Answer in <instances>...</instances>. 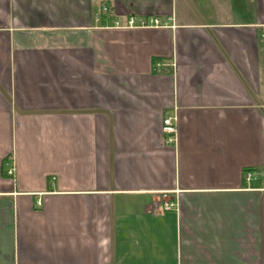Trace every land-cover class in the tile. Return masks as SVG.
Returning <instances> with one entry per match:
<instances>
[{
  "label": "crops",
  "instance_id": "0c3cea01",
  "mask_svg": "<svg viewBox=\"0 0 264 264\" xmlns=\"http://www.w3.org/2000/svg\"><path fill=\"white\" fill-rule=\"evenodd\" d=\"M247 169L264 0H0V264H264Z\"/></svg>",
  "mask_w": 264,
  "mask_h": 264
},
{
  "label": "built area",
  "instance_id": "2783aa9c",
  "mask_svg": "<svg viewBox=\"0 0 264 264\" xmlns=\"http://www.w3.org/2000/svg\"><path fill=\"white\" fill-rule=\"evenodd\" d=\"M102 14H105L107 12V7L103 6L100 10ZM99 15V14H98ZM112 25L114 26H162L165 25L164 22L160 21L158 18L150 17V18H139L136 19L133 16H129L126 21L121 24L117 20H113ZM161 130L164 134H166V137L164 141L169 144H173L176 141V135H177V128H176V118L174 115H168L165 116L162 119V127ZM8 173H11V170L8 171ZM259 178H264V169H247L243 171V180L246 184L251 183L254 180H257ZM177 202L176 200H172L169 198L168 193H161L160 200L156 204V210L163 212V211H170V210H177Z\"/></svg>",
  "mask_w": 264,
  "mask_h": 264
}]
</instances>
